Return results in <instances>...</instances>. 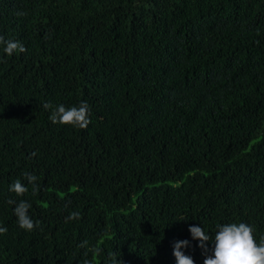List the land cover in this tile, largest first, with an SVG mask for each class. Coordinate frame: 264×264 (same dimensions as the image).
I'll return each instance as SVG.
<instances>
[{
    "label": "trees",
    "instance_id": "obj_1",
    "mask_svg": "<svg viewBox=\"0 0 264 264\" xmlns=\"http://www.w3.org/2000/svg\"><path fill=\"white\" fill-rule=\"evenodd\" d=\"M0 36L27 49L0 44V264H177L182 240L204 264L190 226L264 237V0H0ZM81 102L86 129L43 107Z\"/></svg>",
    "mask_w": 264,
    "mask_h": 264
},
{
    "label": "clouds",
    "instance_id": "obj_2",
    "mask_svg": "<svg viewBox=\"0 0 264 264\" xmlns=\"http://www.w3.org/2000/svg\"><path fill=\"white\" fill-rule=\"evenodd\" d=\"M23 15V13H18ZM0 44L4 45L3 51L8 56L14 52L23 53L27 49L18 41H5L0 36ZM45 109H52L49 119L54 124L69 125L79 129H86L90 124L89 106L86 102H81L79 106L66 108L63 104L57 105L55 108L50 103H44ZM35 156L36 153H32ZM25 178L32 185L33 192H38L39 186L36 184L37 177L34 174L24 173ZM9 191L15 193L16 196L22 197L28 188L17 179L10 186ZM9 203L16 204L14 200H9ZM31 204L21 200L14 208V214L17 217V223L20 228L26 231H32L34 227L39 225V222H34L28 212ZM80 217V213L73 212L67 219L75 220ZM214 239L210 237L200 226H190L189 232L192 239L199 241V247L204 250V264H264V237L257 242L254 236V229L244 222L228 223L217 225ZM6 228L0 227V233H5ZM212 241L213 248L209 254L207 247L208 241ZM190 242L188 240L175 241L173 244L174 256L177 264H195L191 256H187L181 251L182 248H187ZM87 241L82 242L81 247H86Z\"/></svg>",
    "mask_w": 264,
    "mask_h": 264
}]
</instances>
